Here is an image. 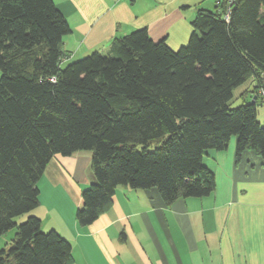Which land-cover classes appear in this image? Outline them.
Masks as SVG:
<instances>
[{
    "label": "trees",
    "instance_id": "obj_1",
    "mask_svg": "<svg viewBox=\"0 0 264 264\" xmlns=\"http://www.w3.org/2000/svg\"><path fill=\"white\" fill-rule=\"evenodd\" d=\"M228 9L221 0L199 10L178 50L142 28L63 68L72 29L54 0H0V237L16 229L0 264L73 263L71 243L33 214L57 155L91 152L81 227L112 207L121 186L157 189L168 206L210 196L216 175L204 157L233 137L237 163L248 152L264 162L259 100L251 103L254 82L264 80V0ZM250 79L251 100L234 105Z\"/></svg>",
    "mask_w": 264,
    "mask_h": 264
},
{
    "label": "crops",
    "instance_id": "obj_2",
    "mask_svg": "<svg viewBox=\"0 0 264 264\" xmlns=\"http://www.w3.org/2000/svg\"><path fill=\"white\" fill-rule=\"evenodd\" d=\"M60 1L61 6L55 4L72 29L64 46L77 49L64 50L82 57L142 28L154 41L166 40L178 50L188 43L199 10L214 11L221 0ZM252 82L239 87L241 98L248 97ZM91 156H55L39 183L40 204L33 211L44 231L56 230L71 243L72 264H264V162L254 153L237 163L236 151H209L204 163L217 182L210 196L179 198L168 206L157 189L121 186L112 207L81 227L76 211L86 185L95 180ZM58 185L66 203L50 209L59 189L47 191Z\"/></svg>",
    "mask_w": 264,
    "mask_h": 264
},
{
    "label": "rangeland",
    "instance_id": "obj_3",
    "mask_svg": "<svg viewBox=\"0 0 264 264\" xmlns=\"http://www.w3.org/2000/svg\"><path fill=\"white\" fill-rule=\"evenodd\" d=\"M55 1V3L57 4V5H59V6H61V1L60 0H54ZM67 37V36H66ZM65 37V38H66ZM67 40V39H66ZM76 46H78V45H76ZM65 47V49H67V50H69V51H71V52H75L77 49H75V48H70V45H65L64 46ZM93 53V52H92ZM73 55V54H72ZM85 56H79V57H75V56H72V57H70L69 58V60L68 59H66V60H64L63 61V63H62V66H63V68H66V66L70 63V62H74V61H77V60H79V59H81V58H84ZM2 76V73H1V71H0V77ZM240 89L241 88H237L236 90H235V92H234V99H233V104L234 105H239L240 103H242L243 102V100L244 99H242L241 98V96L239 95V93H240ZM247 99H249V100H251L249 97H247ZM258 102V105H257V109H258V119H259V121L262 123V124H264V104L262 103V101H257ZM211 151H216V150H211ZM226 151H236V138L235 137H233V139L231 140V143H230V145H229V147H228V149L226 150ZM81 153H83V155L84 154H88L89 156H91V152L90 151H81ZM59 186V187H58ZM58 186H53V187H51V188H49L48 189V191H47V195L50 193V192H52L53 190H55V189H59L52 197H51V199H50V202H51V204H50V209H57L56 207H57V205L56 204H61L62 206H65V203H66V198L65 197H63V194H64V191H60V188H62V186H60V185H58ZM89 186H91V184L89 185ZM88 185H86V187H85V189H87L88 187H89ZM84 189V190H85ZM83 190V191H84ZM70 193V199H72L73 197H74V193H73V190L72 191H70L69 192ZM56 196H59L60 198H55ZM53 198H55L54 199V202H53ZM76 214H77V211H76ZM27 214H24V215H22V216H20V217H17L16 218V222L17 223H23V222H25L26 220H27V216H26ZM15 233H16V229H12V230H10L9 232H7L6 234H4L3 236H1L0 237V250H2V249H5L6 247H9L10 245H11V243H12V240H13V238H14V236H15Z\"/></svg>",
    "mask_w": 264,
    "mask_h": 264
},
{
    "label": "built area",
    "instance_id": "obj_4",
    "mask_svg": "<svg viewBox=\"0 0 264 264\" xmlns=\"http://www.w3.org/2000/svg\"><path fill=\"white\" fill-rule=\"evenodd\" d=\"M224 1L227 2L228 7H229L228 10H230V6L233 4V2L235 0H224ZM228 17H229V13L226 14L227 19H228ZM253 87H255V89H256L254 97H256V100L258 99V100L262 101V103L264 104V80L262 82H256L255 81Z\"/></svg>",
    "mask_w": 264,
    "mask_h": 264
},
{
    "label": "water",
    "instance_id": "obj_5",
    "mask_svg": "<svg viewBox=\"0 0 264 264\" xmlns=\"http://www.w3.org/2000/svg\"><path fill=\"white\" fill-rule=\"evenodd\" d=\"M256 100V97H254L252 100H251V103H254Z\"/></svg>",
    "mask_w": 264,
    "mask_h": 264
}]
</instances>
